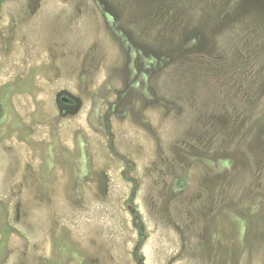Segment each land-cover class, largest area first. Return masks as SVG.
Wrapping results in <instances>:
<instances>
[{"label": "rangeland", "instance_id": "rangeland-1", "mask_svg": "<svg viewBox=\"0 0 264 264\" xmlns=\"http://www.w3.org/2000/svg\"><path fill=\"white\" fill-rule=\"evenodd\" d=\"M0 264H264V0H0Z\"/></svg>", "mask_w": 264, "mask_h": 264}, {"label": "flooded vegetation", "instance_id": "flooded-vegetation-1", "mask_svg": "<svg viewBox=\"0 0 264 264\" xmlns=\"http://www.w3.org/2000/svg\"><path fill=\"white\" fill-rule=\"evenodd\" d=\"M61 102H63L64 104L71 103V101L65 97H61Z\"/></svg>", "mask_w": 264, "mask_h": 264}]
</instances>
